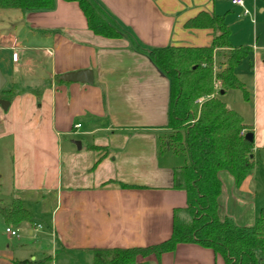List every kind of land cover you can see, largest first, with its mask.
Listing matches in <instances>:
<instances>
[{
	"label": "crops",
	"instance_id": "obj_1",
	"mask_svg": "<svg viewBox=\"0 0 264 264\" xmlns=\"http://www.w3.org/2000/svg\"><path fill=\"white\" fill-rule=\"evenodd\" d=\"M96 1L129 35L96 34L74 1L56 0L43 10L0 9L3 89L13 92L10 99L0 94L9 101L7 109L0 103V180L8 174L0 201L20 199L32 218L6 224L24 242L1 250L0 264L46 257L53 264H92V248L145 246L171 236L174 211L187 203L186 192L172 187L185 156L159 148L171 132L170 79L136 45H211L217 29L185 26L201 11L223 15L232 31L231 47L214 51L216 69L227 65L221 50L249 47L241 64L247 69L235 73L248 93V110L237 112L252 127L255 166L239 187L229 171L219 172V215L251 226L264 206V24L255 26V15L231 0L254 25L253 42L237 47L228 20L234 10L216 0ZM84 69L93 72L92 83L59 79ZM228 92L220 94L230 107ZM181 216L189 218L185 211ZM148 260L157 263L154 255ZM160 264L227 263L211 248L179 243Z\"/></svg>",
	"mask_w": 264,
	"mask_h": 264
},
{
	"label": "trees",
	"instance_id": "obj_2",
	"mask_svg": "<svg viewBox=\"0 0 264 264\" xmlns=\"http://www.w3.org/2000/svg\"><path fill=\"white\" fill-rule=\"evenodd\" d=\"M77 2L90 29L96 34L121 38L129 33L110 17L96 0ZM56 0H0V9L22 11L51 9ZM188 28L218 30L209 46H166L146 50L150 59L170 79V105L167 138L159 142L161 151L182 153L185 162L174 170V189L186 192L184 208H176L171 236L159 243L133 247H95L91 249L92 264H150L154 255L160 264L163 253L175 250L179 243H196L220 254L227 264H264V206L253 225L241 226L230 217H220L218 198L222 192L221 170L229 171L239 187L255 166L254 141L246 134L252 127L242 115L228 107L220 91L241 89L248 93L235 73L248 55L249 47L231 49L227 65L216 70L214 51L230 48L231 28L223 15L201 11L186 21ZM61 82V81H60ZM216 84H220L216 86ZM218 88V90H217ZM217 90V92H216ZM12 91L0 94L10 99ZM13 93V92H12ZM204 97L203 102L199 99ZM185 211L188 219L180 216ZM7 225L31 221V214L20 199L0 206ZM12 264H53L43 260H15Z\"/></svg>",
	"mask_w": 264,
	"mask_h": 264
},
{
	"label": "rangeland",
	"instance_id": "obj_3",
	"mask_svg": "<svg viewBox=\"0 0 264 264\" xmlns=\"http://www.w3.org/2000/svg\"><path fill=\"white\" fill-rule=\"evenodd\" d=\"M223 6V8H229L230 10H234V15L228 18L230 25H232L233 28V34L231 37V43H233L235 46H239L241 43H252L253 42V34H254V25L251 23V18L253 17L252 15H255V26L260 27L261 25L264 24V12H261L259 10V7H263L264 4H262L261 0H244L246 3V6L250 9L251 11V18L248 16L243 15V10L242 8L235 6L232 4L231 0H216ZM231 49H224L221 50L222 55H228ZM220 56V55H219ZM224 61V60H223ZM226 62H228V58L225 59ZM227 64V63H226ZM241 66V67H240ZM238 66L237 68H240L238 73H242L243 69H247V65H242ZM241 78V77H240ZM248 77L244 76V79ZM242 79V78H241ZM245 79V80H247ZM249 82L247 83V85ZM220 85V84H219ZM249 89L250 86L248 85ZM217 92V90H216ZM227 101L231 102L232 105H229L230 107L234 108L236 111H241V110H248V106L243 98V91L241 89H229V92L227 93ZM167 138V137H166ZM260 173L261 175L264 176V161L262 162V165L260 167ZM5 180L8 182V174L5 173ZM4 179L0 180V182L3 184L4 187H1L0 189V197L4 198L5 197V186L7 187V183ZM262 185H264V182H262ZM9 186V185H8ZM5 203H1L0 201V206L7 205L9 203L8 200H4ZM182 215V212L180 213V216ZM182 217V216H181ZM183 218V217H182ZM4 218L0 214V251L7 249L8 245H12L14 247L21 246V243L24 241H19L16 237L12 235L11 233L6 232V223L3 220ZM188 219V218H187ZM19 235L21 236V233L19 232ZM39 240H35V243H40L38 242ZM88 257L86 256V259ZM60 261V259H58ZM54 262V261H53Z\"/></svg>",
	"mask_w": 264,
	"mask_h": 264
},
{
	"label": "water",
	"instance_id": "obj_4",
	"mask_svg": "<svg viewBox=\"0 0 264 264\" xmlns=\"http://www.w3.org/2000/svg\"><path fill=\"white\" fill-rule=\"evenodd\" d=\"M59 79L61 81H66V82H84V83H92L93 82V72L89 69H84V70H79V71H74V72H69V73H65L62 74ZM6 83V77L2 71V69L0 68V91L3 89V87L5 86ZM221 94L224 93V91L222 90L220 92ZM0 103L2 105V107L4 109L8 108L9 105V101L6 99H1ZM246 139L248 141H254V133L248 132L246 134ZM77 145L80 144L78 141H74Z\"/></svg>",
	"mask_w": 264,
	"mask_h": 264
},
{
	"label": "built area",
	"instance_id": "obj_5",
	"mask_svg": "<svg viewBox=\"0 0 264 264\" xmlns=\"http://www.w3.org/2000/svg\"><path fill=\"white\" fill-rule=\"evenodd\" d=\"M233 3L234 4H237V5H240V6H243L245 9H244V14L245 15H251V11L248 9V8H246L245 7V2H244V0H233ZM253 21H255V18L253 17V19H252ZM17 58H18V53H13V59L14 60H17ZM217 70V69H216ZM216 86H219V84H216ZM217 90H218V88H217ZM205 100V98L204 97H201L200 99H199V102H203ZM81 126V124H77L76 125V127L77 128H79ZM6 231L7 232H9V233H11L12 235H14V236H17V237H19V233L16 231V230H14V229H12V228H10V227H7L6 228Z\"/></svg>",
	"mask_w": 264,
	"mask_h": 264
}]
</instances>
